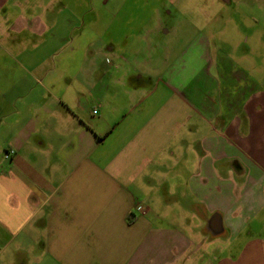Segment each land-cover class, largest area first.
Wrapping results in <instances>:
<instances>
[{"label": "crops", "instance_id": "1", "mask_svg": "<svg viewBox=\"0 0 264 264\" xmlns=\"http://www.w3.org/2000/svg\"><path fill=\"white\" fill-rule=\"evenodd\" d=\"M70 1L0 0V264H264L249 51L212 78L198 37L153 68L162 17L133 54Z\"/></svg>", "mask_w": 264, "mask_h": 264}, {"label": "rangeland", "instance_id": "2", "mask_svg": "<svg viewBox=\"0 0 264 264\" xmlns=\"http://www.w3.org/2000/svg\"><path fill=\"white\" fill-rule=\"evenodd\" d=\"M68 7L79 15L99 16L93 29L99 33L110 24L111 41L133 54L143 49L146 42L128 36L139 29L155 28L159 23L155 19L162 17L164 29H174L179 36L157 39L152 36L150 43L163 48L135 54L139 61L151 58L153 68L169 61L166 45L178 50L193 39L205 37L209 44L211 64L206 68L210 77L219 76L215 61L227 67L235 65L245 50L249 51L254 66L262 69L255 73V78L264 75V0H71ZM215 32L222 34L214 36ZM236 45L243 47L234 49Z\"/></svg>", "mask_w": 264, "mask_h": 264}, {"label": "built area", "instance_id": "3", "mask_svg": "<svg viewBox=\"0 0 264 264\" xmlns=\"http://www.w3.org/2000/svg\"><path fill=\"white\" fill-rule=\"evenodd\" d=\"M12 153H13V152H12ZM6 158H9V155H8Z\"/></svg>", "mask_w": 264, "mask_h": 264}]
</instances>
